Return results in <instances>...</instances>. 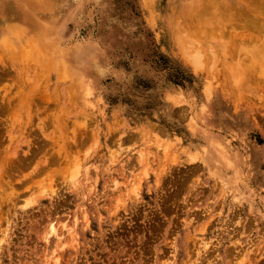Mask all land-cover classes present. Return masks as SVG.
Here are the masks:
<instances>
[{
	"label": "rangeland",
	"instance_id": "1",
	"mask_svg": "<svg viewBox=\"0 0 264 264\" xmlns=\"http://www.w3.org/2000/svg\"><path fill=\"white\" fill-rule=\"evenodd\" d=\"M54 263L264 264V0H0V264Z\"/></svg>",
	"mask_w": 264,
	"mask_h": 264
},
{
	"label": "bare ground",
	"instance_id": "2",
	"mask_svg": "<svg viewBox=\"0 0 264 264\" xmlns=\"http://www.w3.org/2000/svg\"><path fill=\"white\" fill-rule=\"evenodd\" d=\"M75 84H76L75 88L79 93H83L86 90V85L82 81H78ZM213 154L214 155H212L213 157H211V159L217 160L220 163H224V162L226 163L227 162L229 164V160L227 159V157L225 155H222L219 153H214V152H213ZM140 157L143 158L144 155H140ZM66 230H68V229H66ZM59 239H60V236L58 235L56 227L53 224H49L47 231L44 235V240L46 241V243H50L51 241L53 242L54 240H59ZM55 262H57V261L55 260Z\"/></svg>",
	"mask_w": 264,
	"mask_h": 264
}]
</instances>
